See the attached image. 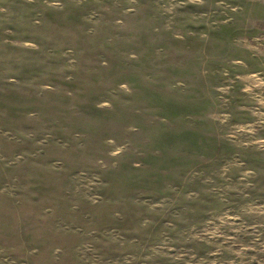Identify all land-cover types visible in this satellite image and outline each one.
Listing matches in <instances>:
<instances>
[{
  "label": "rangeland",
  "instance_id": "1",
  "mask_svg": "<svg viewBox=\"0 0 264 264\" xmlns=\"http://www.w3.org/2000/svg\"><path fill=\"white\" fill-rule=\"evenodd\" d=\"M0 264H264V0H0Z\"/></svg>",
  "mask_w": 264,
  "mask_h": 264
}]
</instances>
